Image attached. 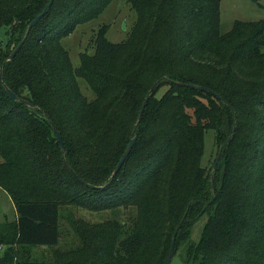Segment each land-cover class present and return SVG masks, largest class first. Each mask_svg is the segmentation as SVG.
Wrapping results in <instances>:
<instances>
[{"label":"trees","instance_id":"trees-1","mask_svg":"<svg viewBox=\"0 0 264 264\" xmlns=\"http://www.w3.org/2000/svg\"><path fill=\"white\" fill-rule=\"evenodd\" d=\"M110 1L52 0L26 31L48 0H0V71L17 96L0 81V188L16 211L0 221V264H163L181 219L184 262L264 264V19L221 33L220 0H127L126 38L108 40L100 25L74 66L61 40ZM207 129L216 154L222 145L210 171ZM61 206L91 218L64 215L63 235Z\"/></svg>","mask_w":264,"mask_h":264},{"label":"rangeland","instance_id":"rangeland-1","mask_svg":"<svg viewBox=\"0 0 264 264\" xmlns=\"http://www.w3.org/2000/svg\"><path fill=\"white\" fill-rule=\"evenodd\" d=\"M135 19V12L129 6L127 0H111L105 9L97 17L90 21L77 25L74 30L61 40L62 45L68 50L72 64L79 63L78 53L88 44L89 38L94 30L100 25L107 24L105 37L113 42L120 41L128 35L132 23ZM264 19V0H220L219 1V30L226 32L232 26L235 20H259ZM0 38L5 41V35L1 32ZM90 51V48L89 50ZM80 87L83 93L89 98L93 92L86 87L82 79H79ZM214 130L204 131L203 153L201 165L207 171H210L213 159L216 154L217 146L214 143ZM64 215L75 217L91 218L88 211L82 208L72 206H61L60 224L63 235L66 233L68 220ZM16 217V211L9 195L0 188V221L13 220ZM205 216L198 218L192 225L190 239L197 240L200 235ZM68 233V231H67ZM70 236L67 235V239ZM62 237H60V240ZM64 239V236H63ZM4 245L0 246V252ZM38 248L35 250L37 251ZM168 264H188L184 262V250L182 246L173 252Z\"/></svg>","mask_w":264,"mask_h":264},{"label":"water","instance_id":"water-1","mask_svg":"<svg viewBox=\"0 0 264 264\" xmlns=\"http://www.w3.org/2000/svg\"><path fill=\"white\" fill-rule=\"evenodd\" d=\"M51 3H52V0H48V2L46 3V5L42 8V10L37 14V15H35L30 21H29V23L27 24V28H26V31H28L44 14H45V12L47 11V9L49 8V6L51 5ZM21 46V42L20 43H18L17 44V46L10 52V54H9V58H12L13 56H14V54L16 53V51L19 49V47ZM163 79V77H160V78H158V79H156L152 84H151V86H150V88L148 89V91H147V93H146V95H145V97H144V99H143V101H142V103H141V106H140V108H139V111H138V114H137V118H136V121H135V123H134V128L137 126V124L139 123V121H140V119H141V116H142V112H143V110H144V107H145V105H146V102H147V100H148V98H149V96H150V94H151V92L153 91V89L156 87V85L159 83V81L160 80H162ZM0 81H2V72L0 71ZM2 84H3V86H4V88L6 89V91L8 92V95H9V97L11 98V99H17V96L15 95V93L14 92H12L7 86H6V84L2 81ZM187 86H190V87H195V88H198V89H201V90H205V91H207V92H210V93H212V94H214V95H216L217 96V98L218 99H220L221 101H223L224 103H226V104H229V102L223 97V96H221V95H218V94H216L211 88H209V87H206V86H204V85H200V84H194V83H185ZM25 104H27V105H30L29 104V102L28 101H26V100H24V99H21ZM52 130H53V132H54V134H55V137H56V139H57V141H58V143H59V147L62 149V151L64 152L65 151V149H66V147H65V145H64V143H63V140H62V138H61V135H60V133L57 131V129L52 125ZM231 135H232V133H231ZM231 135H229L228 137H227V139H226V142H228L229 140H230V138H231ZM135 139H136V136L135 135H132L131 137H130V140H129V142H128V144L126 145V147H125V149H124V151H123V153H122V155L120 156V158H119V160L117 161V163H116V165H115V167H114V169H113V171H112V173H111V177L117 172V170L119 169V167L122 165V163L124 162V160L126 159V157L128 156V154H129V152H130V150H131V148H132V146H133V144H134V142H135ZM221 148H222V145L219 147V149H218V152H217V154H216V156H215V158H214V161H213V163H212V169H215L216 167H217V163H218V160H219V158H220V154H221ZM62 158L65 160V158H64V154L62 153ZM69 167V166H68ZM70 168V167H69ZM71 169V168H70ZM71 171L75 174V175H77L75 172H74V170L73 169H71ZM210 178H211V181H212V174L210 175ZM80 179V181L81 182H84V183H86V184H88L89 186H91V187H95V185H92V184H89V183H87V182H85L82 178H79ZM213 183V182H212ZM212 187H213V185H212ZM181 222H182V219L179 221V223L177 224V226H176V228H175V230H174V232H173V234H172V238H171V241H170V245H169V249H168V252H167V254H166V257H165V259H164V261H163V264H168L169 263V261H170V259H171V257H172V255H173V252H174V244H175V238H176V233H177V230H178V228H179V226H180V224H181Z\"/></svg>","mask_w":264,"mask_h":264}]
</instances>
